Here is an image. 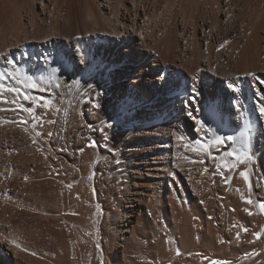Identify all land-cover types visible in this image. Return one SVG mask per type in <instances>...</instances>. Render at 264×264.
Segmentation results:
<instances>
[{
  "label": "bare ground",
  "instance_id": "1",
  "mask_svg": "<svg viewBox=\"0 0 264 264\" xmlns=\"http://www.w3.org/2000/svg\"><path fill=\"white\" fill-rule=\"evenodd\" d=\"M243 1L245 3V4L243 3L244 6H247V3L248 4L250 3L249 5L250 7H251V2H252L253 4L251 8L256 6L257 2L259 3L260 1L262 2V5H263L262 10H261V7L260 9L257 7H254L253 8L254 10L251 9L253 11H258V10L260 11H258V13L256 12L257 13L256 16L253 14L254 18L250 20L249 22L247 21V18L249 16L248 14H250V12H253V11H250L249 8L248 9L246 8L245 10L247 12L249 10L250 12L246 14V16L247 15L248 16L247 18H245L246 16L244 14L247 12L244 13L242 9L243 6L242 7L240 6L242 5L240 4V2H243ZM243 1L241 0H0V53L9 54L17 61L18 59L21 58L20 57L21 49L23 50L25 47L28 46V44H31V43H35V45H37V47H39L40 49L43 47L45 48V46L47 45L49 46L47 42L55 40L56 41L55 45L57 48L66 47V49H69V50L66 51L67 54H66V57H64L63 64L61 65L60 61H58L57 59L58 56L55 57L56 54H54L55 58L53 57V59L56 62L54 64H50L51 67H54V66L61 67V72L57 73L56 75L59 80L62 77L63 79L65 78L64 79L65 82L63 84L65 85V88H68L69 86H72L73 84L75 85L76 84L75 81L79 80L80 83L77 85H87V86L91 85V88L93 90L95 89H96L95 91L98 90L99 92L98 95L100 97L111 96L110 98L115 101V104L117 107V110L115 112L116 114L114 116L115 117L114 122H120L123 124L124 134H131L133 133V131H135L136 128H138L139 130L140 128L145 129L146 132L144 136L147 139L145 140L146 147L148 148V150H151L152 152V155L150 157H145V155L143 156L137 153L136 148L140 149L142 145L140 141L133 140L134 143L130 144V146L127 149L128 153H126L127 155H125L126 158L128 159L127 162L121 165L119 168L114 167L112 170V173L118 176V179L115 178L116 176L114 177L115 179L118 180V183H117L118 186L116 185L115 186L118 189L120 187L118 191L121 192V195L119 199L116 200L117 197L115 198L113 208L107 212L105 211L106 209L104 210L101 204L98 202L96 194L94 193L96 192V190L94 191L95 183L92 184L94 177H93V174L90 173L91 171H89V169L91 170L92 166L90 167L89 165H92V163L95 160L92 161L93 159L90 158L91 160L90 162L92 163H89V160L86 159V158H89V157H86L89 154L86 153L87 155L84 156L85 152L87 151L83 152V154L82 152L81 153L79 152L81 154V157L79 158L80 154L79 156L76 155L78 159H80L78 160V162L80 161L83 162V160H86V161L88 160L87 165L89 164L88 166L90 168L88 167L89 169L86 170L87 169L86 167L87 165H85L86 163L85 164L81 163V167L82 165H84L86 168L83 167V170H84L83 171L81 167L75 166L76 168H79L78 169L79 171H77V173L79 172V174H77L73 172L74 169L73 170L71 169L73 168V166L70 167V170H71L70 172H73L76 176L78 175V177L76 176L74 177L73 173L69 172L70 175L72 174L71 176H73L74 178L73 182H75V184L73 183L74 185H72L71 186L72 188H70V189H73V192L72 190H69V192H71L72 194L69 193L67 196V199H65V195L67 194L64 195V190L62 189L63 184L61 185V183L63 182L61 181L64 180V183H65V181H68L69 179V184L67 185L65 183L64 185L65 188H67V186H69L72 183V180L69 178L71 177L69 174H68L69 176H67L68 177L67 180L63 179L64 177L63 178L61 177L62 175H64L65 173L64 171H66L64 170L66 169L65 167H63L64 173L60 171L61 176L59 173V176L62 180L61 181L60 179L58 180L57 178L58 174L55 173L56 172L55 169L57 166L56 167L54 166L55 169L52 167L54 164H52L51 162V158H52L51 151L52 150H50L51 147L49 148L50 146L49 137H51L50 135L53 132V131L51 132V130H53L51 126L53 121L52 122L49 121L48 114L50 112H47L46 108L43 109V111H42V108H40L41 110L40 109L38 110L42 111L41 113H44L46 110L47 113L46 112L45 113H46V117L48 118L46 119L48 121L45 119L44 114H41V116L37 114L35 121L30 122L28 119V115H27L29 114V111L22 110L21 109L22 107L16 108V111L17 109L18 111L19 109L22 110L20 111V113H22L21 114L22 116L21 115L18 116L19 118L21 117V119L19 120L18 118V120L15 121L16 125H12L11 124L12 122L9 124H11L14 127L17 126L18 129H19L18 127L19 125L21 126V130H23L22 128H24L25 131H22V132H25L23 137L28 136L29 140H28V144L26 147L23 145L25 148L20 149V146H19L18 150L22 151V153H20V157L18 153L20 151L17 152L18 154H14V152L16 153L15 151L16 148L13 149L14 151L12 150L13 152H11V149H8V151L9 153L14 154V156L16 155V157L17 156L19 157V158L17 157L18 159L17 158L16 159L9 158V159L10 161L12 160L20 161L22 172L21 174L19 173L20 178L17 177L18 179H16L18 180V182H15V181L14 182L18 183V185L21 186V188L23 186L24 187L23 190L25 191L23 194V190L20 188V190H22V193L19 192V194L20 195L23 194L22 201L15 203V204L6 205L4 203L5 204L4 205L1 202V198H0V264H86V260H85L86 254H89L87 252L89 251L91 252V250L93 252V249L96 250L99 253V255L102 257L101 258L102 263L104 262V264H137V262L140 260V258L139 260L134 259L136 256H137L136 258H138V255H136L137 252L135 254L136 256L132 257L134 256V254L132 255V251L129 249L130 247L126 249L125 244L121 243L122 241H125L127 239L128 236L126 235L129 232L134 234V231H136L135 230L136 224L140 225V222H141V221H138L139 223H136V220L134 219L137 216L138 212L140 211V209H138V205H136L135 203V199L137 200V198H135L136 191L134 187L135 186L136 188L137 187L140 188L141 186L143 187L148 180L151 182H154L156 180L158 181L162 178H165L166 181L168 180L171 181V177L172 178L178 177L179 175L178 171L180 170H178L179 168L178 169L176 168L179 167V165L176 163V160L171 161L170 155H169L170 147H173V146L177 147L178 145H180L182 134L180 132V129H178L177 124L180 123L179 126L182 127V125L186 123L187 127L185 128V131L192 132L191 137L200 141L201 144L206 141L210 142L213 138L210 139V141H208V138L205 139V133H206L205 131H200V132L196 131V127L198 126V121L200 120H203L208 127L215 129V131L219 134L234 135L236 137V141L238 142H245L243 141L245 139L244 136L248 135L249 132L253 133V138H254L255 132H257L258 129L260 130V127H258L259 124L257 120L253 122L251 121L252 118L250 117L249 112L251 110L253 112L255 111V107H256L255 105H257V100L251 97L247 90V87H246L247 77L245 76V74L246 73H256L258 75H261V77L263 78L264 23L262 22L263 20L261 19H264V0H256V1L243 0ZM259 4H260L259 6H261V3ZM255 8H257V10ZM231 35H233L234 38L230 41L229 36ZM228 38H229V41L227 42H231L230 44L226 43V40ZM81 43L86 46V49H85L86 54L83 51L84 49H82L83 46H81ZM221 45H223V48H221ZM73 47H74V51H72ZM216 47H220V48L217 49ZM22 65L23 67L25 65L27 66V64L25 63ZM35 66L34 68H36ZM154 67H155V70L157 71L159 70L160 73L158 74H156V72L153 73ZM23 72H24V75L29 73V71L27 72L25 70H23ZM36 73H37V70H36ZM19 74L17 75L19 76ZM41 75H43V73ZM237 76H240V78L245 76L246 80L238 81V83L241 85V92L234 93L230 85L232 84L233 79ZM46 78H47V75L45 76V79ZM58 79H56L55 84H57V82L62 83V82L57 81ZM46 80L48 81V79ZM111 80H114L115 83H111ZM42 84L45 85L44 83ZM164 84L167 85V88L161 89V87H163ZM193 84H195L197 89L200 91L199 100L195 101V107L198 108L199 111L193 112V115L196 117V120L194 121L190 119L192 120V122H189L188 121L189 119L187 120L185 118V117H188L186 115L185 109L187 108L188 110H191L192 108V105L188 103V96L191 94V87ZM209 84H212V87H213L212 97L209 96L208 98H204L202 88L203 86L207 87ZM50 85L53 86L54 84L52 83ZM58 88L60 87L58 86ZM61 88H62V85H61ZM92 89H89V90H92ZM89 90L87 92H89ZM107 93H109L110 95ZM90 94L89 96H91ZM96 95H97V92H96ZM85 99L87 101L88 97ZM6 100L8 102L7 98L5 99V101ZM146 100H154V102L147 103L148 109L142 108V105L145 103ZM102 101H103V98H102ZM228 102H230V104ZM226 103H228L229 106ZM89 104H91V102H89ZM5 105H8V104H6L5 102L4 106ZM185 105H186V108H185ZM12 106H14L13 103H12ZM156 106L162 107V114L156 115V113H153L155 112ZM136 108L138 112H140L141 114H145V115H141L140 117H138L139 118L138 121L136 119L137 117L133 119L131 117L132 114H134L133 111L135 112ZM150 108H152L153 110ZM1 109L4 110V107H3V104H1L0 102V114L5 113V111L3 112V110ZM8 109H11V108L7 106L5 110L8 111ZM81 109H79L80 110L79 112H82ZM130 109L132 112H129ZM36 111L34 112V114L39 113V111L38 112ZM50 111H53V110H50ZM93 111L91 113H93ZM1 116H0V119H1ZM34 117L35 115H33L32 113L31 119L34 120L33 119ZM170 117H175V118L173 119ZM45 120L48 123L51 122L50 126L49 124L47 125V122ZM133 120L135 122H133ZM225 120H226V125L224 126L223 121L225 122ZM228 120H234L235 125L233 126V124H231V121H228ZM13 124H14V121H13ZM34 125L40 127L41 129L39 133L37 134L35 130L33 131L35 127L33 129L31 128ZM52 125L54 128L55 124L53 123ZM31 129H32V132H35V134L31 133ZM35 129H37V127ZM60 132H58L57 130V132H54V133L56 134ZM54 133L52 134L53 136H54ZM252 133H251V136H252ZM187 134L189 135V133ZM55 137H52L53 141L50 138L51 143L53 142L55 144L56 142L54 141L56 140L61 141L59 137H58L59 139H56ZM171 139H173L174 143L169 142ZM12 143L14 144V142ZM104 143L102 145L106 147ZM236 144L240 145V143H237V142ZM56 145L57 144H55V146ZM83 145H85V143ZM87 145L88 144L86 143V146ZM243 145L244 144L240 146L242 147ZM65 146H67V144ZM58 147L59 145L56 148ZM66 148L67 147H64L62 149H66ZM71 148H69V150ZM69 150H68V153L72 155ZM74 150L72 148V152H74ZM89 150L90 149H88V152ZM64 152L65 150H63V153ZM9 153L6 152L7 156ZM12 154L11 155L9 154V155L13 157ZM56 156L57 155H55V158ZM59 157L60 156L58 155L57 158ZM224 157L225 156L222 155L220 156V159L223 160L225 159ZM57 158L55 160L59 161ZM62 160L64 161V158ZM98 160H101V159H98ZM174 161L176 163L175 166H173V164L171 163ZM64 162H66L67 164L69 163L67 161H64ZM20 163L18 164L20 165ZM57 164L60 165L61 163L57 162ZM74 164H76L75 161H74ZM96 164L97 162L95 163V166ZM68 166L69 165H67V167ZM7 167L8 166H6V168ZM60 168L58 167L57 169L62 170V168L61 169ZM93 168H92V171H93ZM145 169L147 170V172H145ZM75 172H76V169H75ZM85 173L86 175L92 176L93 179H91L90 177H87ZM98 173H97V176H98ZM111 174L109 175L111 176ZM99 176L102 177V172H101V175L99 174ZM222 176H225V175H222ZM89 178H90V181H89ZM98 178L96 180H98ZM10 180H12V178L7 180V182ZM228 180H229V177H226L225 183H222L221 192L227 193L228 197L233 198L235 201L234 204L240 203L239 205L241 204L244 205L245 203H247L246 202L247 199L246 201H244L245 200L244 190L248 188V192H249L250 191L249 188L251 189L254 188L253 185L252 187H250L248 184L249 182L247 181L248 183H246L244 181V183L248 185L244 184L245 189H243V186H244L243 184L241 187V185L239 186L236 184L234 185L233 183H230ZM91 184L93 185L94 188L91 186ZM99 184L97 183V185ZM101 184H104V183H101ZM12 185H11L12 187L17 186L16 184H13V182H12ZM103 186L105 185H102L101 187L98 186V187L101 190L103 189L102 188ZM2 187L4 188V186ZM8 189H10V186ZM104 189H106V187H104ZM103 190H101V192H104ZM106 190L105 192H107ZM66 191L67 189L65 190V193ZM56 192H59L58 194L59 196H58L57 203H54L55 204L54 205V204H51V202H55L54 201L55 199L53 198V196H51L52 197L51 198L50 197L51 194L49 193H56ZM245 192L247 193V191ZM250 194L251 193L249 192V194H245V195L246 197L248 195L247 198L254 196L252 194L251 196ZM102 195L99 194L100 197ZM234 196H236L237 199ZM0 197H1V194H0ZM108 197H110V195H108ZM112 197L114 198V195H112ZM104 199H102V201ZM253 199L251 201H253ZM13 200L15 201V199ZM240 200H242L244 204L241 203L242 201ZM112 201H114V199H112ZM231 203H233V201ZM51 205L54 206L53 207L55 208L54 211H56L57 213L51 214V211H50V208H52ZM247 205L248 207L250 206V204L248 203ZM252 205L254 207V204ZM252 205L250 207H252ZM172 207L176 208V206H172ZM250 207L248 208L249 210L252 209V208L250 209ZM236 208H238V206ZM245 209H247V207H242L241 210H243L244 212ZM251 211H253V209ZM251 211H249V213L248 212L243 213L241 211L240 213H242L241 214L242 216H245L246 214L253 215L254 212H251ZM174 212L175 214H177L176 211ZM230 214H231V211H230ZM139 217L141 218V216ZM192 217L195 218V216L193 215ZM198 217L196 216V219ZM136 218H138V216ZM194 218L192 220V223L196 222L194 221ZM252 219H254V217ZM236 220L238 221V219ZM198 221H201V219L200 220L198 219ZM207 221L206 222L208 223L209 226H208V230L206 229V232L204 233V236H203L204 242L203 240L200 239L203 242L202 244H199L200 240L196 241L193 239V237L197 239L198 238L197 236H199V234L202 232V227H201L202 224L198 222L200 224L199 225L196 222L199 225L197 227L195 223V227L197 228V231L195 232H197V234H194V235H196L197 238L193 236L192 234L193 240L191 241V239L188 238V240L190 241L184 242L185 247H187V250H189L188 252L194 253L196 255L195 252H198V250H200L201 245H205V244L207 245V243H210L209 244L210 246L216 245L215 241L219 238L218 236H219L220 230L217 227L216 228L214 227V225L216 224L214 225L212 224V221L214 223V220L212 221L207 220ZM175 222L176 221H174V223ZM175 224L177 225V223ZM186 226L188 227V225ZM238 227L240 226L238 225ZM238 227H234V228L239 233L241 230H238L240 229ZM258 227L256 226V228ZM187 229H190V228L188 227ZM4 230L7 231V233H4L3 235L1 234V232L2 231L4 232ZM237 231L235 232L237 233ZM138 232L140 231L138 230ZM247 233H248V239H249V231ZM247 233L245 235H247ZM7 234L9 235L5 236ZM114 235L115 236L117 235L116 237L120 239L121 241L120 243L112 239ZM167 235H168L167 236V239H168L169 234ZM170 235L171 236L169 240H167L166 238L165 239L167 240V242L169 241L168 244L171 245V243H173L171 239L173 235L171 234V232H170ZM236 235H235V238H236ZM241 235L245 236L244 233L242 232H241ZM252 235L254 234H251L250 236L253 237ZM136 236H134L133 238H135ZM130 238H132V236ZM235 238H232L233 242L238 237L236 239ZM137 239H139V236L137 237ZM137 239L135 240L136 243H138ZM170 239L172 242L170 241ZM248 239L246 242L249 241ZM240 241L242 240L239 239L238 242ZM131 243L132 242L130 241V246H131ZM97 244H99V247H97ZM176 244L177 243H175V247L177 246ZM17 245H19V247H17ZM175 247L173 249H175ZM162 248L164 249L165 246H163ZM166 248H170V247H166ZM177 248L179 247L177 246ZM218 248L222 250L221 247H218ZM163 249L161 250L164 251L165 249L164 250ZM170 250H167V251L171 252ZM167 251L165 250L166 254L168 253ZM188 252H185V255ZM169 254L167 255L169 256ZM172 255L173 254H171V256ZM188 255L190 258L191 254L189 253ZM198 255L200 254H197V257L199 258ZM184 256H183V259H184ZM197 257L194 258L195 262H193V259H191L192 260L191 262L189 261L188 262L190 264L192 262L193 264H203V262H205L203 261V259L201 261L200 258L202 256L199 258L200 260L196 261ZM156 259L159 260V257H157ZM204 259L208 262V259L206 257H204ZM247 259H250V258H247ZM247 259H244V260L246 261ZM147 260H145V263L143 260L142 262L146 264L148 263L146 262ZM257 260L259 259H256L255 261ZM209 261L211 262H208V263L205 262V263L214 264V259L213 261L212 260H209ZM240 263L244 264L243 262H240ZM247 263H250V262L247 261Z\"/></svg>",
  "mask_w": 264,
  "mask_h": 264
},
{
  "label": "rangeland",
  "instance_id": "2",
  "mask_svg": "<svg viewBox=\"0 0 264 264\" xmlns=\"http://www.w3.org/2000/svg\"><path fill=\"white\" fill-rule=\"evenodd\" d=\"M243 1V0H241ZM252 1H256V0H252ZM244 1L243 2H240V5L243 9V12H247L245 9L249 8L250 11H253L254 7H257L260 9L261 7V10L263 9V5H262V2L260 1L259 3H261V6H259L260 4L257 2V5L254 6L253 8L252 7V2H251V7L249 6L250 3L248 4L247 3V6H244ZM257 8H255L257 10ZM253 9V10H251ZM248 10L247 13H243L245 16L246 14H248L250 11ZM260 11V10H258ZM258 11H253V12H250V14H248V18L247 16L245 18H247V21L249 22L250 20H252L254 17V15L256 16ZM255 12V13H254ZM257 12V13H256ZM254 14V15H253ZM263 20L262 22L264 23V19H261ZM77 36V35H76ZM230 37V41L234 38L233 35L229 36ZM95 41V39H94ZM229 41V38L226 40V43L230 44L231 42H227ZM55 40H52V41H49L47 42V44H49V46H45V48H40L37 47V45H35V43H31V44H28L27 47H25L23 50L21 49L20 51V59H18L17 61H19V64L20 66L18 67L20 69V72L18 71V73L16 72L15 74H19V76L21 78H23V75H24V72L23 70L25 71H29V73L27 74H30V75H33V76H40L42 73H43V76L47 75V77H49L50 73L48 72V69L51 67V65L49 64L48 65H44L42 62H40L39 60V54H52V58L54 57V54L55 57H59L58 61L60 60H64V57H66V51H68L69 49H66V47H61V48H57L56 45H55ZM30 43V42H29ZM53 46H52V45ZM45 45V44H44ZM31 48H30V47ZM81 46L82 49H84L83 51L85 52L86 54V46L84 44L81 43ZM264 46V45H263ZM28 48V49H27ZM51 48V49H50ZM217 49H219L220 47H216ZM215 48V50H216ZM223 48V47H221ZM36 49V50H35ZM43 49V50H42ZM54 49V50H53ZM27 50V51H26ZM41 50V51H40ZM46 50V51H45ZM48 50V51H47ZM27 52L29 53L30 55H28L27 57L22 55V52L24 53ZM51 51V52H50ZM72 51H74V47L72 48ZM35 52V53H34ZM40 52V53H39ZM65 53V54H64ZM35 56H34V55ZM9 55V54H8ZM33 55V56H31ZM23 57V58H22ZM54 57V58H55ZM35 59V60H34ZM33 62H32V61ZM54 60V59H53ZM78 60V59H77ZM3 63V64H2ZM27 64V66L25 65L23 67L22 64ZM32 63V64H31ZM35 63V64H34ZM37 63V64H36ZM0 67H8L10 68V66H7L5 65V62H4V59L0 60ZM34 64V65H33ZM5 65V66H4ZM37 65V66H35ZM34 66L36 68H34ZM41 66V68H40ZM48 66V67H47ZM22 67V68H20ZM35 70H34V69ZM22 69V71H21ZM30 69V70H28ZM47 69V70H46ZM36 70H37V73H36ZM45 73H44V71ZM43 71V72H42ZM158 74L160 73L159 70H155V67H154V71L153 73ZM26 73V72H25ZM33 73V74H32ZM41 73V74H40ZM22 74V76H21ZM44 76V77H45ZM57 76V75H56ZM237 77H240V76H237ZM236 78V77H235ZM263 78H264V72H263ZM47 79V78H46ZM46 79L43 80L42 83H44L45 85L43 86H46L47 88V91L46 92H38V91H35L33 90L30 94L31 95H34L36 97H45V99H51L53 100L52 104L51 105H48L47 107H45L42 104H40V106H36L35 103H33L32 101H24L22 99H18L17 103L23 105L22 108H29V109H32L33 111L32 112H29L28 115V119L30 122H33L35 121V118L37 117L36 115L39 114L41 116V114H44L45 116V119L47 118L46 117V113L47 112H50L48 114V117H49V121H53L52 124L54 123L55 126L53 128V125L51 124L52 126V129L51 130V137H49V143H50V150H52V158H51V162L52 164H54L52 167L54 168V166L56 167L55 169V173H57L58 177V180L60 179V181L62 180L60 178L61 176V172H63V167H65L66 171H64V175H62L61 177L65 180H67V176H69V172L71 171L70 170V167L73 166V168H71L72 170L74 169V173H77V171H79L78 169L79 168H76V167H81V163L87 165L88 163V160H89V163H92L90 162V158L93 159L92 161H96L97 164L95 166V161L92 163V165H89L91 167V170L89 169L90 167L87 165V169H89V171H91L90 173L93 174V177H94V180L92 182V184L95 183V188L93 187V185L91 184V186L94 188V191L96 190V192H94L96 194V197H97V200L98 202L101 204V206L103 207V209L107 212V211H110L112 208H113V204L115 202V198L116 200L119 199L120 195H121V192H119L118 190L119 189L116 187L118 186L117 183H118V176L114 173H112V170L113 168H119L121 165L125 164L127 162V158L125 155H127L126 153H128V147L130 146V144L134 143L133 140L135 141H140L142 147L139 149V148H136V152L141 154V155H145V157H150L152 155V152L151 150H148V148L146 147V143H145V140L146 137L144 136L145 135V132L146 130L143 129V128H140V130L138 128L135 129V131H133V133L131 134H124L123 133V124L120 123V122H114V119H115V112L117 110V107H116V104H115V101L112 100L110 97L111 96H104V97H100L99 95H96V92L99 94L98 90L95 91L93 90L92 88H89L87 85H77V84H73L72 86H69L68 88H65V85L64 84V79L63 77L57 81L59 82H62V83H56V79H53L51 82L54 84L53 86L50 85L52 84L51 82L47 81ZM240 80H246V77H242L240 78ZM45 81V82H44ZM250 81L251 78L250 77H247V83H246V87H247V90L250 94L251 97H253L254 99L258 100L257 97L254 96V90L253 88H259V85H256L254 82H252L250 84ZM111 83H115L114 80H111ZM59 84V87L61 88V85H62V90L60 88H58L56 85ZM61 84V85H60ZM77 85V86H76ZM17 86H21V85H17ZM74 86V87H73ZM56 87V88H55ZM87 89H86V88ZM76 88V89H75ZM167 88V85L164 84L163 87H161V89H165ZM54 89V90H53ZM56 89V90H55ZM89 89H92V90H89ZM203 97L204 98H208L209 96L212 97V90H213V87H212V84H209L207 87L203 86ZM244 89V87H243ZM52 90V91H51ZM84 92H83V91ZM89 90V92H87ZM60 91V92H59ZM65 91V92H64ZM93 95H92V93ZM163 91V90H162ZM261 91V94L264 93V88L260 89ZM35 93V94H34ZM91 93V94H90ZM10 93H6V98L8 99V102L7 100L5 101L6 104L8 105H5V102L3 101H0L1 104H3V107H4V110L3 112L5 111V113H1V119H0V188L2 186H4V188L2 187L0 190V194H1V202L6 205H11V204H15V203H18V202H21L22 201V197H23V194H24V191L23 190V186L21 188V186L18 185V183H15V182H18V178H20V174L22 172V168H21V163L20 161L18 160H12L10 161V159H16V155L14 156V154H18L19 153V157H20V153H22V151L18 150L19 149V146H20V149H23L27 146L28 144V136H24V133L25 132H22V131H25L24 128H22L23 130H21V126L18 125L19 129L17 128V126H12V125H16L15 124V121L18 120V116H20L22 113H20V110L16 111V108H21V107H16V105L14 104V106H12V101H13V94H10ZM38 94V95H36ZM88 94V95H87ZM89 94L91 96H89ZM109 94V93H107ZM12 95V96H11ZM60 95V96H59ZM96 95V97H95ZM110 95V94H109ZM10 96V97H9ZM52 96V97H51ZM87 96L88 97V100L86 101L85 97ZM103 96V95H102ZM13 99H12V98ZM109 97V98H108ZM102 98H103V101H102ZM56 99V100H55ZM98 99V100H97ZM108 99V100H107ZM66 100V101H65ZM68 100V101H67ZM80 100V101H79ZM155 100V99H154ZM154 100H146L145 103L142 105V108L144 109H148V102H154ZM199 100V98L197 99ZM21 101V102H20ZM94 103H93V102ZM100 101V102H98ZM89 102H91V104H89ZM120 102V101H119ZM11 103V104H10ZM230 104V102H228ZM228 103H226L228 105ZM10 104V105H9ZM31 104V105H30ZM256 104V103H255ZM9 107L11 109H8L5 110L6 107ZM14 108H12V107ZM63 106V107H62ZM77 106V107H76ZM102 106V107H101ZM229 106V105H228ZM255 111L253 112L252 110L249 112V115L250 117L252 118L251 121H256L258 122L259 126L260 127V130L258 129L257 132H255L254 134V138H253V133H252V136H251V133L249 132L248 135L244 136L245 139L243 141L245 142H238L236 141L237 143H240V145L244 144L242 147L238 144H225L224 146H216V147H210L209 150H208V154H205V152L203 151L202 148L199 147V145L196 143V140L195 138H192V132L190 131H185V128L187 127L186 123H184L182 125V127H180V123L177 124L178 126V129H180V132L182 134L181 137H184V139H181L180 141V145H178L177 147L176 146H173V147H170L169 148V155H170V159L171 161L173 160H176V163L179 165V167H175L176 169L180 170L178 171L179 172V175L178 177H174L172 178L171 177V181L168 180L166 181L165 178H162L160 180H156L154 182H151V181H147L145 183V185L140 188H136V186L134 187L135 188V198H137V200L135 199V203L136 205H138V209H140V211L138 212L137 216L138 218H134L136 220V223H139L138 221H141L140 222V225L136 224V227H135V230L134 231V234L129 232L126 236L127 239L125 241H120V239L118 237H116L115 235L112 237L113 240H116V242L118 243H124L125 244V248L129 249L132 251V255L134 254V256L132 257H135L136 255H138V258H134L135 260H140L137 262V264H144L145 263V260H147L146 264H188L189 262H191L193 259V262H195L194 258L197 257V254H200L198 255L199 258L203 259V261L207 262L204 257H206L208 259V262H211L209 260H212L214 259V262L216 264H242L240 262H243L244 264H251V263H255V264H263L264 262V209H261L260 207V204L262 202H264V118H261L259 116V113L257 111V105H255ZM44 107V108H43ZM50 107V108H49ZM99 107V108H98ZM21 108V109H22ZM35 108V109H34ZM42 108V111L43 109L46 108L45 112L44 113H41L42 111H39L38 109ZM48 108V109H47ZM82 108V109H81ZM90 108V109H88ZM155 112L153 113H156V115H160L162 114V107H155ZM185 108H186V105H185ZM15 109V110H13ZM81 109L82 112H79ZM96 109V111H95ZM152 109V108H150ZM154 109V107H153ZM152 109V110H153ZM37 110V111H36ZM41 110V109H40ZM49 110V111H48ZM50 110H53V111H50ZM90 110V111H89ZM93 113H91L92 111ZM101 110V112H100ZM103 110V111H102ZM15 111V113H14ZM38 112L39 113H36L34 114V112ZM107 111V112H106ZM2 112V111H1ZM17 112V114H16ZM68 112V113H67ZM129 112H132L131 109ZM159 112V113H158ZM20 113V114H19ZM27 113V112H25ZM32 113L33 115H35V117L33 118L34 120L31 119V116H32ZM56 115H55V114ZM62 113V115H61ZM83 113V114H82ZM91 113V114H90ZM133 113L135 114H132V119L133 118H136L137 121L139 120L138 117H140L141 115H145V114H141L140 112L137 111V108L135 109V112L133 111ZM6 114V116H5ZM11 114V115H9ZM52 114V115H51ZM66 114V115H65ZM82 114V115H80ZM96 114V115H94ZM13 115V116H12ZM64 115V116H63ZM155 115V114H154ZM257 115V116H256ZM15 116V117H14ZM22 116V115H21ZM78 116V117H77ZM5 117V118H4ZM43 117V115H42ZM68 119H67V118ZM109 117V118H107ZM176 117V116H175ZM175 117H170V118H175ZM257 117V118H256ZM14 118V119H13ZM59 118V119H58ZM74 118V119H73ZM189 122H192V120H190L189 117H185ZM256 118V119H255ZM5 119V120H4ZM21 119V117L19 118V120ZM48 119V118H47ZM46 119V120H47ZM84 121H83V120ZM10 122H8V121ZM14 121V124H13V121ZM45 120V121H46ZM59 120V121H58ZM94 120V121H93ZM177 120V119H176ZM48 121V120H47ZM46 121V122H47ZM110 121V122H109ZM178 121V120H177ZM228 121H231V124H233V126L235 125V121L234 120H228ZM6 122V123H5ZM12 122V123H11ZM19 122V121H18ZM50 122V123H51ZM83 122V123H82ZM133 122H135L133 120ZM11 123V124H9ZM50 123L47 122V125L49 124L50 126ZM109 123V124H108ZM8 126H7V125ZM78 124V125H77ZM108 124V125H107ZM223 124L224 126L226 125V120L225 122L223 121ZM5 125V126H4ZM84 125V126H82ZM106 125V126H105ZM11 126V127H10ZM57 126V127H56ZM64 126V127H63ZM113 128H112V127ZM37 127V129L35 128ZM15 128V129H14ZM33 129V131L35 130L36 134L39 133V131L41 130L40 127L34 125L31 127ZM51 128V127H50ZM58 128V129H57ZM60 128V129H59ZM90 128V129H89ZM115 128V129H114ZM32 129H31V133H34L35 132H32ZM58 132L60 133H54V132ZM16 130V131H15ZM37 130V131H36ZM86 132H85V131ZM144 130V131H143ZM4 131V132H3ZM12 131V132H11ZM21 131V132H20ZM88 131V132H87ZM104 131V132H102ZM137 131V132H136ZM69 132V133H68ZM3 133V134H2ZM17 133V134H16ZM54 133V136L52 135ZM184 133V134H183ZM189 133V135L187 134ZM8 134V135H7ZM33 134V135H34ZM41 134V133H40ZM58 134V135H57ZM5 135V136H4ZM7 135V136H6ZM27 135V134H26ZM57 135V136H56ZM213 133L212 132H207L205 133V139L208 138V141H210V139L213 138ZM14 136V137H13ZM56 136V137H55ZM129 136V137H128ZM5 139H4V138ZM52 137H55L56 139H59L61 141H57L55 138L56 142L55 144H57L55 146V144L52 142L51 143V140L53 141V138ZM59 137V138H58ZM144 137V138H143ZM259 137V138H258ZM13 138V139H12ZM51 138V140H50ZM100 138V139H99ZM106 138V139H105ZM137 139V140H136ZM250 139V140H249ZM82 140V141H81ZM93 140V142H92ZM27 141V142H26ZM14 142V144L12 143ZM17 144H16V143ZM59 142V143H58ZM61 142V143H60ZM79 142V143H78ZM82 142V143H81ZM105 142V143H104ZM170 143H174L173 139H171L169 141ZM250 142V143H249ZM21 143V144H20ZM26 143V144H25ZM70 143V144H69ZM85 143V145H83ZM86 143L88 144L86 146ZM105 144V146H103L102 144ZM54 144V145H52ZM61 144V145H60ZM67 144V146H65ZM96 144V145H95ZM6 145V146H5ZM25 147H24V146ZM59 145V149L56 148L57 146ZM109 145V146H107ZM71 146L74 150V152H72V148L69 147ZM83 146V147H82ZM85 146V147H84ZM97 146V147H96ZM240 146V147H239ZM252 146V147H251ZM14 147V148H13ZM18 147V148H17ZM64 147H67L66 149H62ZM87 147V148H86ZM94 147V148H92ZM105 147V148H104ZM138 147V146H137ZM247 147L248 151L251 153V157L249 159L246 160L245 163L243 164H237L236 160L234 159V157L232 156H229L228 153L229 152H232L233 149H235L238 153L239 152H242L245 148ZM17 150H16V149ZM69 148H71L69 150ZM196 149V151H193V149ZM5 149V150H4ZM7 149V150H6ZM8 149H11V152H13L15 149L16 153L14 152V154L12 153H9ZM88 149L89 152H88ZM119 149V150H118ZM3 150V151H2ZM13 150V151H12ZM63 150H65V152L63 153ZM67 150V152H66ZM68 150L70 151V153L73 155H70L68 153ZM240 150V151H239ZM20 151V152H18ZM24 151V150H23ZM59 151V152H58ZM87 151V152H85ZM6 152H8L10 155L12 154V156H10L8 154H6ZM18 152V153H17ZM56 152V153H55ZM78 152V153H77ZM82 152H85L84 156L86 157H89V158H86L88 159L87 161L86 160H83V162H78V157L76 155L79 156V154ZM54 153V154H53ZM77 153V154H76ZM87 153V154H86ZM98 153V154H97ZM260 153V154H259ZM3 154V155H2ZM6 154V155H5ZM69 154V155H68ZM92 154V155H91ZM114 154V155H113ZM120 154V155H119ZM55 155H59L60 157L62 158H56L59 160H55ZM174 155V156H173ZM224 155L225 159H220V156ZM7 156V157H6ZM10 156V157H9ZM71 156V157H70ZM76 156V157H75ZM91 156V157H90ZM12 157V158H11ZM18 157V158H19ZM54 157V158H53ZM81 157V154L79 156V158ZM175 157V159H174ZM10 158V159H9ZM17 158V159H18ZM64 158V161H67L69 162L68 164L66 162H64L62 159ZM97 158V159H96ZM98 159H101V160H98ZM117 159V160H116ZM9 160V161H8ZM62 160V161H61ZM15 161V163H14ZM61 163L60 165L57 164V162ZM61 161V162H60ZM73 161V162H72ZM74 161L76 164H74ZM117 161L119 163H117ZM249 161V162H248ZM10 162V163H9ZM55 162V163H54ZM226 162V164H225ZM14 163V164H13ZM17 163V164H16ZM20 163V165L18 164ZM63 163V164H62ZM66 163V164H65ZM72 165H71V164ZM80 163V164H79ZM173 164V166L176 165L175 161L174 162H171ZM251 165H250V164ZM6 164V165H5ZM8 164V165H7ZM57 164V165H56ZM80 166H79V165ZM116 164V165H115ZM237 164V165H236ZM246 164V166H245ZM62 165V167H61ZM66 165V166H65ZM67 165H69L67 167ZM219 165V167H218ZM233 165H236V167H232ZM6 166H8L6 168ZM11 166V168H10ZM76 166V167H75ZM96 168L94 169L93 168ZM244 166V167H243ZM248 166V167H247ZM62 168V170H58L57 168ZM83 167L86 168L84 165H82V170H83ZM89 167V168H88ZM98 167V168H97ZM60 168V169H61ZM92 168H93V171H92ZM229 168H231V171H229ZM14 169V170H13ZM75 169H76V172H75ZM248 169V170H247ZM260 169V170H259ZM58 170V172H57ZM96 170V171H95ZM10 171V172H9ZM84 171V170H83ZM111 171V172H110ZM241 171H246L249 175V179L251 181V186L253 185V189L249 188V192L254 195L251 196L250 198H247L245 194H249L248 192V188L246 190H244V196H245V200L243 198L244 201H246V199H253V203L250 204V206L252 204H254V207L252 205V207H250V209L252 208L253 211L249 210L248 208V205L247 203L244 204V202L242 200L241 203H243L244 205H239L238 203L234 204L235 201L233 198L231 197H228L227 196V193H222L221 192V186H222V183H225V178L226 177H229V182L230 183H233L234 185H241L242 187V184H246L248 183L247 181L243 180V178L239 175V173ZM13 172V173H12ZM73 172H70V173H73ZM86 172V171H85ZM99 172V173H98ZM101 172H102V177L99 176V174L101 175ZM111 174V177L109 174ZM145 172H147V170L145 169ZM20 173V174H19ZM59 173H60V176H59ZM73 173L74 177L76 176L75 174ZM87 173V172H86ZM85 173V175H86ZM89 173V174H90ZM97 173H98V176H97ZM104 173V174H103ZM226 173V174H225ZM14 174V176H13ZM69 174V175H68ZM79 174V172L77 173ZM225 175V176H222ZM11 175V176H10ZM56 175V174H55ZM72 175V174H71ZM70 175V176H71ZM96 175V176H95ZM256 175V176H255ZM7 176V177H6ZM10 176V177H8ZM16 176V177H15ZM22 176V175H21ZM87 177H90L91 179H93L92 176H89V175H86ZM116 176V177H115ZM183 176V177H182ZM238 178H237V177ZM18 177V178H17ZM66 177V178H65ZM78 177V175L76 176ZM111 177V178H109ZM117 179H115V178ZM223 177V178H222ZM10 181L7 182V180L11 179ZM56 178V179H57ZM71 180H72V183L70 181V187L67 186L69 184V179L68 181H65V183L67 184V188H65V183H64V180H62L61 185H62V189L64 190V195H65V199H67V196L68 194H72L71 192H69V190H72L73 192V189H70L72 188L71 186L75 184V182H73L74 178L73 176L69 177ZM73 178V179H72ZM90 178H89V181H90ZM98 178V180H96ZM3 179V180H2ZM100 179V180H99ZM110 179V180H109ZM169 179V178H168ZM231 179V180H230ZM15 181V182H14ZM92 181V180H91ZM96 181V182H95ZM99 181V182H98ZM104 183V184H101L100 183ZM113 181V182H112ZM182 181V182H181ZM235 181V182H234ZM244 181L246 183H244ZM253 181V182H252ZM3 182V183H2ZM12 182L13 184H16L14 186L16 187H12ZM160 182V183H159ZM163 182V183H162ZM167 182V183H166ZM184 182V183H183ZM263 182V183H262ZM74 183V184H73ZM97 183L99 185H97ZM188 183V184H187ZM5 184V185H4ZM249 184V183H248ZM246 184V185H248ZM257 184V185H256ZM12 185V186H11ZM102 185H105L103 186L102 188L104 189V187H106V189H101L103 190L104 192H101L100 188L98 186H102ZM116 185V186H115ZM172 185V187H171ZM189 185V186H188ZM8 186V187H7ZM10 186V189H8ZM109 186V187H108ZM262 186V187H261ZM6 187V189H5ZM99 189H98V188ZM124 187V186H123ZM171 187V188H170ZM188 187V188H187ZM245 185L243 186V189ZM20 188L23 190V194H19V192L22 193V190H20ZM74 188V187H73ZM122 188V187H121ZM17 189V190H16ZM67 189L66 193H65V190ZM151 189V190H150ZM20 190V191H19ZM54 190V189H53ZM52 190V191H53ZM98 190V191H97ZM105 190L107 192H105ZM138 190V191H137ZM193 190V191H192ZM252 190V191H251ZM255 190V191H254ZM13 191V192H12ZM18 191V192H17ZM114 193H113V192ZM247 191V193L245 192ZM261 191V192H260ZM105 196H103L101 193ZM110 192V194H109ZM138 192V193H137ZM3 193V194H2ZM15 193V194H14ZM57 193V195H56ZM56 193H49L51 194V196H53V198L55 199L54 201L55 202H51V204H54V203H57L58 201V194L59 192H56ZM108 193V194H107ZM144 193V194H143ZM193 193V194H192ZM18 194V195H17ZM56 196H55V195ZM102 195L101 197L99 196ZM139 194V195H138ZM178 194V195H177ZM195 194V195H194ZM108 195H110V197H108ZM112 195H114V198L112 197ZM141 195V196H140ZM221 195V196H220ZM226 195V196H225ZM99 196V197H98ZM178 196V197H177ZM209 196V197H208ZM256 196V197H255ZM263 196V197H262ZM112 197V198H111ZM141 197V198H140ZM173 197V198H172ZM236 199L237 197L234 196ZM52 198V197H51ZM50 198V199H51ZM107 198V200H106ZM140 198V199H138ZM145 198V199H144ZM210 198V199H209ZM215 198V199H214ZM225 198V199H224ZM257 198V199H256ZM3 199V200H2ZM6 199V200H4ZM9 201H8V200ZM15 199V201L13 200ZM18 199V200H17ZM57 199V200H56ZM102 199H104L102 201ZM112 199H114V201H112ZM143 199V200H142ZM148 199V200H147ZM201 199V200H200ZM221 199V200H220ZM233 199V200H231ZM242 199V198H241ZM251 199V200H252ZM53 200V199H52ZM101 200V201H100ZM110 200V201H109ZM204 200V201H203ZM233 201V203H231ZM67 201V200H66ZM148 201V202H147ZM11 202V203H9ZM172 205H171V203ZM68 203V202H67ZM105 203V204H104ZM145 203V204H144ZM4 204V205H5ZM176 204V205H175ZM225 204V205H224ZM233 204V205H231ZM238 204V205H237ZM249 204V203H248ZM55 205V204H54ZM149 205V206H148ZM179 205V206H178ZM171 206V207H170ZM172 206H176L175 207H172ZM223 208H222V207ZM234 206H238V208L234 207ZM247 207V209L244 210V212H248L251 211V212H254L253 215L250 214V215H245V216H242L240 213L241 211L243 212L242 207ZM51 207L53 208L54 206L51 205ZM156 207V208H155ZM207 207V208H206ZM233 207V209H232ZM50 208V211H51V214H55L57 213L55 210V208ZM209 208V209H208ZM173 209V210H172ZM176 209V210H174ZM182 209V210H181ZM190 211H189V210ZM236 209V211H235ZM244 209V208H243ZM259 209V210H258ZM157 210V211H156ZM209 210V211H208ZM212 210V211H211ZM222 210V211H220ZM240 212H239V211ZM249 210V211H248ZM54 211V212H53ZM177 212V214H175V212ZM230 211H231V214H230ZM235 211V212H234ZM173 212V213H172ZM213 212V213H212ZM233 212V213H232ZM243 212V213H244ZM250 212V213H251ZM260 214H259V213ZM180 213V214H179ZM184 213V214H183ZM186 213V214H185ZM223 213V214H222ZM175 214V215H174ZM236 214V215H235ZM195 216L194 217H192ZM204 215V216H203ZM214 215V216H213ZM231 218H230V216ZM252 215V217H251ZM263 215V216H262ZM115 216V215H114ZM141 216V218L139 217ZM143 216V217H142ZM148 216V217H147ZM175 216V217H174ZM187 216V217H186ZM190 218H189V217ZM196 216L198 217L196 219ZM221 216V217H220ZM224 216V217H223ZM248 216V217H247ZM150 217V218H149ZM182 217V218H181ZM203 217V218H202ZM228 217V218H227ZM246 217V218H245ZM254 217V219H252ZM257 220H256V218ZM152 218V219H151ZM174 218V220H173ZM184 218V219H183ZM194 218V221H196L197 223L199 222L202 227V232L199 234V236L196 237V235L194 234H197V228L195 227V223H192V220ZM208 218V219H207ZM210 218V219H209ZM225 218V219H224ZM250 218V219H249ZM263 218V219H262ZM139 219V220H138ZM176 219V220H175ZM179 219V220H178ZM187 219V220H186ZM198 219L201 221H198ZM214 220V223L212 221V224H216L214 225V227L218 228L220 230V233H219V238L215 241L216 242V245L215 246H210L209 244L210 243H207V245H201L200 246V250H198V252H195L196 255L194 253H191V252H188L189 250H187V247H185V243L184 242H189L190 240H188V238L191 239V241L194 239L196 241H199L200 239L203 240V236H204V233L206 232V229L208 230V221L207 220ZM234 219V220H233ZM238 219V221L236 220ZM253 220V221H251ZM174 221H176L175 223H177V225L174 223ZM180 221V222H179ZM189 221V222H188ZM204 221V222H203ZM207 221V222H206ZM229 221V222H228ZM236 221V222H235ZM179 222V223H178ZM202 222V223H201ZM224 222V223H223ZM233 222V223H232ZM251 222V223H250ZM190 223V224H189ZM196 223L197 227L199 225ZM238 223V224H237ZM263 223V224H262ZM142 224V225H141ZM194 224V226H193ZM237 224V225H235ZM247 224V225H246ZM262 224V225H261ZM180 225V226H179ZM188 225V227L191 229H187L188 227L186 226ZM191 225V226H190ZM238 225L240 227H238ZM243 225V226H242ZM140 226V227H139ZM193 226V227H192ZM205 228H204V227ZM219 226V227H218ZM256 226L258 228H256ZM168 227V228H167ZM186 227V228H185ZM195 227V228H194ZM226 229H224V228ZM234 227H238L240 229L238 230H241L239 232V236L241 237H238L236 234L238 233V231L234 228ZM244 229H243V228ZM249 227V228H248ZM255 227V228H254ZM140 228V229H139ZM165 228V229H164ZM204 228V229H203ZM186 229V230H185ZM193 229V230H192ZM254 229V231H253ZM3 230V229H2ZM138 230L140 232H138ZM190 230V231H189ZM226 230V231H225ZM229 230V231H228ZM247 230V231H245ZM260 230V231H259ZM171 234L173 235L172 237H174L175 235V239L171 237L173 243H177L176 245L179 247L177 248V246L175 247V243L173 245V243H171V239H170V244H168L167 240H169L170 238V232ZM194 231V232H192ZM225 231V232H224ZM237 231V233L235 232ZM249 231V239H248V232ZM251 231V232H250ZM263 231V232H262ZM189 234H188V233ZM241 232L244 233V235L247 233V235L243 236L241 235ZM246 232V233H245ZM256 232V233H255ZM4 233H7V231L4 230V232L2 231L1 234L4 235ZM258 237L256 234H258ZM139 236V239H137L138 236ZM167 234H169V237L167 239ZM183 234V235H181ZM195 236L197 239H195L193 236ZM222 237H221V235ZM235 234L236 235V238L239 240H242L240 242H238V240L235 238ZM251 234H254L252 235L253 237H251L250 235ZM9 234L5 235V236H8ZM201 235V236H200ZM132 236V238H130ZM134 236H136L135 238H133ZM186 236V237H185ZM257 236V237H256ZM184 237V239H183ZM193 237V239H192ZM235 238L236 240H234L233 242V239L232 238ZM244 239H243V238ZM130 238V239H129ZM161 238V239H160ZM167 240H166V239ZM256 238V239H255ZM134 239V240H133ZM138 240V243H136L135 240ZM176 241H174V240ZM231 239V240H230ZM246 239V240H245ZM247 239L249 241L251 240H255L254 242L251 241V242H246ZM259 239V240H258ZM133 240V241H132ZM160 240V242H159ZM166 240V242H165ZM180 240V241H179ZM186 240V241H185ZM199 241V244H202L204 242L202 241ZM222 240V241H221ZM245 240V241H244ZM130 241L132 242L131 243V246H130ZM140 241V242H139ZM195 241V242H196ZM232 241V242H231ZM237 241V242H235ZM126 242V243H125ZM129 242V243H128ZM230 242V243H229ZM245 242V243H244ZM260 242V244H259ZM117 243V244H118ZM140 243V244H139ZM168 245H167V244ZM180 243V244H179ZM229 243V244H227ZM247 243V244H246ZM127 244V245H126ZM163 244V245H162ZM182 244V245H181ZM222 244V245H221ZM234 244V245H233ZM245 244V245H244ZM262 244V245H261ZM119 245V244H118ZM117 245V246H118ZM140 245V246H138ZM240 245V246H239ZM247 245V246H246ZM134 246V247H133ZM163 246H165V250H170L171 248V252L167 251L169 254V256L166 254L165 250L162 248ZM172 246V247H171ZM184 246V247H183ZM166 247H170V248H166ZM175 247V249H173ZM211 247V248H210ZM213 247V248H212ZM216 247V249H215ZM218 247H221L222 250H220ZM227 247V248H226ZM237 247V248H236ZM258 247V248H257ZM261 247V248H260ZM122 248V247H121ZM124 248V247H123ZM134 249V250H132ZM161 249H163L164 251H162ZM184 249V250H183ZM209 249V250H208ZM138 250V251H136ZM173 250V251H172ZM187 250V251H186ZM214 250V251H213ZM229 250V251H228ZM253 250V251H251ZM135 251V252H134ZM141 251V252H140ZM175 251V252H174ZM200 251V252H199ZM212 251V252H211ZM239 251V252H238ZM260 251V252H259ZM262 251V253H261ZM95 252V254H94ZM96 250L93 249V252L91 250V252H87L89 254H86V264H104V262L102 263V257L99 255V253L97 252L96 254ZM137 252V254H136ZM174 252V253H172ZM185 252H188L186 255H185ZM216 252V253H215ZM252 252V254H251ZM259 252V253H258ZM93 253V254H92ZM182 253V254H181ZM191 254L190 255V258H189V255L188 254ZM213 253V254H212ZM223 253V254H222ZM136 254V255H135ZM164 254V255H163ZM171 254H173L171 256ZM193 254V255H192ZM216 254V255H215ZM255 254V255H254ZM263 254V255H262ZM157 255V256H156ZM185 255V256H184ZM219 255V256H218ZM225 255V256H223ZM252 257H251V256ZM258 255V256H257ZM143 258H141V257ZM183 256H184V259H183ZM188 256V257H187ZM212 256V257H211ZM227 256V257H226ZM242 256V257H241ZM257 256V258H256ZM147 257V258H146ZM159 257V260H157L156 258ZM178 257V258H177ZM211 259H210V258ZM246 257V258H244ZM254 257V258H253ZM262 257V258H260ZM176 258V259H174ZM198 257L196 258V261L197 260H200ZM247 259V258H250V259H247L246 261L244 259ZM145 259V260H144ZM163 259V260H162ZM166 259V260H165ZM172 259V260H171ZM181 259V260H180ZM187 259V260H186ZM190 259V260H189ZM217 259V260H216ZM256 259H259L257 261H255ZM142 260L144 261V263L142 262ZM157 262H156V261ZM170 260V261H168ZM174 260V261H173ZM183 260V262H182ZM232 260V261H231ZM250 260V261H249ZM263 260V261H262ZM181 261V262H180ZM189 261V262H188ZM250 262V263H247ZM252 261V262H251ZM165 262V263H164ZM177 262V263H176ZM193 262L191 264H193ZM203 262V264H207ZM235 262V263H234ZM213 263V262H212ZM253 263V264H254ZM190 264V263H189Z\"/></svg>",
  "mask_w": 264,
  "mask_h": 264
},
{
  "label": "snow or ice",
  "instance_id": "3",
  "mask_svg": "<svg viewBox=\"0 0 264 264\" xmlns=\"http://www.w3.org/2000/svg\"><path fill=\"white\" fill-rule=\"evenodd\" d=\"M223 47V45H221ZM24 56L30 55L27 52L22 53ZM0 59H4L5 64L7 66H11V68L8 67H0V101H5L6 99V93L13 94L14 99L12 103L16 104L17 107H22L21 104L17 103L18 99H22L24 101H32L37 106H40L41 102L45 107L52 104L51 99L45 100V97H36L34 95H31L30 93L35 90L38 92H46L47 88L46 86H42L41 81L45 79L43 75L40 76H33L30 74H25L23 78L16 75L15 73L20 71L18 68L19 61H16L12 56L4 53H0ZM40 62H42L44 65L54 64L56 61L53 60L51 54H39ZM59 59V57H57ZM60 64H63V60H60ZM50 75L47 77L48 81L51 82L53 79H58L56 76L57 73L61 72V67H50L48 69ZM246 77H251L252 81H250V84L254 82L256 85H259V88H253L254 90V96L258 98L257 100V111L259 113V116L261 118H264V94H261L260 89L264 88V78L261 77V75H258L256 73H246ZM240 80V77H236L233 79L232 84L230 87L232 88L234 93L241 92V85L238 83ZM76 84H79L80 81H75ZM21 85V86H17ZM57 87L59 85H56ZM89 88H91V85H88ZM98 95V93H97ZM200 96V91L197 89L196 85L193 84L191 87V94L188 96V103L192 105L191 110L185 109L186 115L192 119L196 120V117L193 115L194 111H199L198 108L195 107V101ZM236 106V105H234ZM24 111L31 112L32 109L29 108H22ZM196 131H205L212 132L213 139L210 142H204L201 144L200 141H197L196 143L199 145L200 148L203 149L205 154H208L209 147H216V146H224L225 144H235L236 143V137L231 134H219L215 131V129L208 127L203 120L198 121V126L196 127ZM181 139H184V137H181ZM193 151H196L194 148ZM229 156L234 157L237 164H243L246 162L247 159L251 157V153L248 151L247 147L244 148L242 152H237L235 149H233L232 152L228 153ZM117 163H119L117 161ZM219 167V165H218ZM232 167H236V165H233ZM231 171V168L229 169ZM223 175V174H222ZM239 175L245 180L249 182V186H251L249 175L246 171H241ZM227 182V181H226ZM247 203L251 204L252 201L248 199L246 201ZM261 209H264V202L260 204ZM246 231V230H245ZM257 236L259 234H256ZM237 236L239 237V233H237ZM19 247V245H17ZM97 247H99V244H97ZM215 264V262H214Z\"/></svg>",
  "mask_w": 264,
  "mask_h": 264
}]
</instances>
